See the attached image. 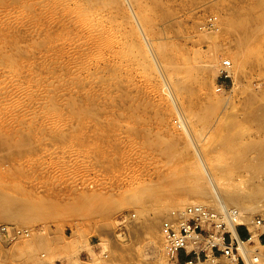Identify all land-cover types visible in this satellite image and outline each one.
<instances>
[{"label":"rangeland","instance_id":"obj_1","mask_svg":"<svg viewBox=\"0 0 264 264\" xmlns=\"http://www.w3.org/2000/svg\"><path fill=\"white\" fill-rule=\"evenodd\" d=\"M195 145L264 216V0H0V264H166Z\"/></svg>","mask_w":264,"mask_h":264},{"label":"built area","instance_id":"obj_2","mask_svg":"<svg viewBox=\"0 0 264 264\" xmlns=\"http://www.w3.org/2000/svg\"><path fill=\"white\" fill-rule=\"evenodd\" d=\"M214 20V16L208 17L206 24L214 27ZM230 70L231 61L222 59L215 83L217 91L224 90ZM209 192L213 195L212 191ZM219 196L213 195V201H191L184 206L173 207L164 215L159 230L166 264H178L181 254L186 256L183 264H195V261L218 264L220 258L234 264H247L243 250L249 261H259V250L250 246L256 241L261 244L264 216L230 204L231 198L222 196L221 191ZM28 234L27 228L17 224L0 223V239Z\"/></svg>","mask_w":264,"mask_h":264},{"label":"bare ground","instance_id":"obj_3","mask_svg":"<svg viewBox=\"0 0 264 264\" xmlns=\"http://www.w3.org/2000/svg\"><path fill=\"white\" fill-rule=\"evenodd\" d=\"M186 127V126H185ZM185 127H184V129H185ZM183 129V130H184ZM186 131V130H185ZM188 132V131H187ZM189 133V132H188ZM263 142V141H262ZM262 144V143H261ZM252 146V145H251ZM263 148V147H262ZM258 150V149H257ZM262 153V151L260 152V154ZM264 154V153H263ZM262 156V155H261ZM264 156V155H263ZM194 165V167L196 168V169H198L197 170V172H200L201 174H202V176H203V179H205V181L206 182H208L209 183V188H207V189H209L210 191H212V193H213V195L216 197V198H218V197H220L219 196V190L217 189V186H216V179H215V177L213 176V174H212V172H211V170H210V168H209V166H208V163H207V161H206V159H205V156H204V154L197 148V146L195 145V161H194V163H193ZM190 166V165H189ZM190 171H191V169H189ZM187 171V170H186ZM189 172V171H188ZM196 172V171H195ZM195 172H193V173H195ZM186 173V172H185ZM189 173H192V171L191 172H189ZM198 174L199 176L197 177V175H194L193 176V174H191V177L193 178V179H191L190 181H192V182H190V184H189V187L187 186L186 187V189L185 190H187L186 192L188 193V194H192L193 196H194V194H195V196L196 195H198V196H202L203 194H207V193H205V191H204V189H206V187H203V184L202 183H200V182H198V178L200 177V175L201 174ZM186 175H188V174H186ZM190 175V174H189ZM195 177V178H194ZM178 179V178H177ZM176 179V180H177ZM181 178H180V183H181ZM176 182V181H175ZM171 183H174V182H171ZM179 182H177V184H180ZM189 183V182H188ZM182 184V183H181ZM178 187V186H177ZM184 189V188H183ZM182 190V189H181ZM179 191V190H178ZM232 191V190H231ZM230 191V192H231ZM182 192V191H181ZM185 192V191H184ZM207 192V191H206ZM209 192V191H208ZM233 192V191H232ZM178 193V192H177ZM234 193V192H233ZM239 193V192H238ZM180 194V193H179ZM211 194V193H210ZM230 194V193H229ZM177 195V194H176ZM212 195V196H213ZM233 195V194H232ZM240 195H242L241 193H240ZM2 196V195H1ZM228 196V195H227ZM234 196V195H233ZM236 196V195H235ZM237 196H239L238 194H237ZM245 196H247V197H259V196H264V190H258L257 192H255L254 194H249V196L245 193ZM231 197V196H230ZM229 197V198H230ZM234 198V197H233ZM1 199V198H0ZM3 201H4V203H6V201H7V199L6 198H4V196H3ZM235 199H236V197H235ZM246 199V198H245ZM10 199H8V201H9ZM94 200H95V198H94ZM93 200V201H94ZM261 200V199H260ZM104 201V200H103ZM232 201V200H231ZM238 200L236 199V202H237ZM11 202H13V201H11ZM17 202V201H16ZM15 202V203H16ZM95 202V201H94ZM203 202V201H202ZM3 203V204H4ZM20 203V202H19ZM102 203V202H101ZM245 203V202H244ZM243 203V204H244ZM7 204H9L8 202H7ZM1 205H2V203H1ZM5 205V204H4ZM15 205V204H14ZM17 205V204H16ZM24 205V204H23ZM28 205V204H27ZM237 205H240L241 206V204L239 203V204H237ZM246 205V204H245ZM249 205V204H248ZM26 206V205H25ZM25 206H21V208L23 207H25ZM263 206V205H262ZM4 207V206H3ZM9 207V206H8ZM8 207H6V208H8ZM12 207H13V204H12ZM15 207V206H14ZM19 207V206H18ZM32 207V206H31ZM252 207V206H251ZM0 208H2L1 206H0ZM22 208V209H23ZM159 208H161V205H157V207L155 208V210L156 209H159ZM248 208H250V206L248 207ZM253 208V207H252ZM262 208V207H261ZM9 209V208H8ZM15 209H17V210H15L16 212H18V211H20L19 210V208H15ZM30 209V208H29ZM33 209V208H32ZM1 210V209H0ZM2 210H3V208H2ZM14 210V209H13ZM26 210H28V209H26ZM250 210V209H249ZM252 210H254V209H252ZM15 211H13V212H15ZM25 211V210H24ZM38 211V210H37ZM252 212V211H251ZM19 214H23V212H18ZM44 213V212H43ZM2 215V214H1ZM37 215V214H36ZM41 215H42V213H41ZM9 216V215H8ZM256 241V240H255ZM257 242V241H256ZM258 243V242H257ZM264 244H261L260 246H263ZM243 254L245 255V257H246V259H247V264H256V263H253V262H251V261H249L248 260V257H247V255H246V252L243 250ZM55 257V256H54ZM46 262V261H45ZM47 263V262H46Z\"/></svg>","mask_w":264,"mask_h":264},{"label":"crops","instance_id":"obj_4","mask_svg":"<svg viewBox=\"0 0 264 264\" xmlns=\"http://www.w3.org/2000/svg\"><path fill=\"white\" fill-rule=\"evenodd\" d=\"M260 238H261V242H263L264 241V229L263 230H260ZM246 233L244 232V235H245ZM181 256H183V259H180L179 258V262H178V264H183V262H184V260L186 259V256L184 255V254H181L180 255V257ZM195 264H199V262L198 261H195Z\"/></svg>","mask_w":264,"mask_h":264},{"label":"trees","instance_id":"obj_5","mask_svg":"<svg viewBox=\"0 0 264 264\" xmlns=\"http://www.w3.org/2000/svg\"><path fill=\"white\" fill-rule=\"evenodd\" d=\"M262 243H264V241Z\"/></svg>","mask_w":264,"mask_h":264}]
</instances>
